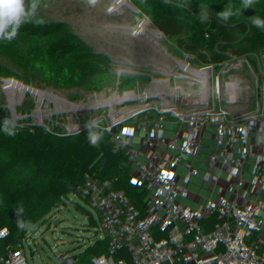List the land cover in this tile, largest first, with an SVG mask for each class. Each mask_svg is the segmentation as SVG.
<instances>
[{"label": "trees", "instance_id": "trees-1", "mask_svg": "<svg viewBox=\"0 0 264 264\" xmlns=\"http://www.w3.org/2000/svg\"><path fill=\"white\" fill-rule=\"evenodd\" d=\"M182 2L42 0L47 23L24 24L15 40L0 42L23 67L0 51V126L12 119L18 129L41 127L51 110L50 92L68 99L83 129L98 121L92 129L101 137L98 147L151 194L183 193L185 182L208 191L223 183L258 145L264 77L250 72L264 71V30L249 17L264 18V0L227 23L216 13L240 0L176 6ZM202 4L209 8L207 23L198 18ZM154 51L178 68L148 63ZM65 200V189L25 155L0 154V216L56 222L69 215ZM76 212L74 218H85ZM242 219L234 221L241 226ZM40 264L63 263L52 258Z\"/></svg>", "mask_w": 264, "mask_h": 264}, {"label": "built area", "instance_id": "built-area-1", "mask_svg": "<svg viewBox=\"0 0 264 264\" xmlns=\"http://www.w3.org/2000/svg\"><path fill=\"white\" fill-rule=\"evenodd\" d=\"M160 54L155 53L156 58ZM160 61L166 62L164 56ZM250 74L264 77V71ZM141 186L146 192H137L135 198L142 205L139 209L144 221L127 217L125 210L106 209L96 223L81 220L50 224L45 233L32 234L0 223L25 238L18 253L15 247L8 250V245H3L0 259L13 263L12 258L19 256L16 264H40L52 258L63 264H264V222L258 227H245L239 237L229 235L226 229L231 214L245 217L248 223L255 216H264V117L253 157L238 163L223 183L212 186L220 214L214 220L211 239L193 244L186 240L207 221L209 213L192 205L201 197L210 205L207 188H194L185 182L183 193L152 196L149 186ZM209 210L214 211L211 206Z\"/></svg>", "mask_w": 264, "mask_h": 264}, {"label": "rangeland", "instance_id": "rangeland-1", "mask_svg": "<svg viewBox=\"0 0 264 264\" xmlns=\"http://www.w3.org/2000/svg\"><path fill=\"white\" fill-rule=\"evenodd\" d=\"M162 13L166 16L173 14L166 10ZM0 51L11 64L23 69L13 50L0 47ZM155 53L160 52L150 53L148 63L152 64L156 59L160 61L163 58L161 54L159 58H156ZM161 63L173 68L178 66L175 60L174 64L173 61ZM240 72L242 73V67ZM47 94L51 107L47 121L39 128L17 129V134L14 137L6 136L0 131V154L19 153L25 155L28 163L37 172L46 177L52 184L63 187L66 192L65 209L69 211V215L56 222L24 221L26 227L23 228L19 226L21 221H13L2 216H0V223L10 224L32 234L45 233L44 229L52 227L49 226L50 224L62 225L64 222H80L81 220L74 218L76 211L86 213L85 218L82 220L96 223L106 209L125 210L127 217L133 216L138 221H144L145 217L142 216L139 209L142 205L135 197L137 192H146V190L142 189L140 183L134 184L130 172L124 171L118 164L108 158L102 148L93 147L90 144L87 133L89 129H83L84 124L79 118L73 116L66 97H58L50 92H47ZM70 131L72 135L69 133ZM210 194H212V189H210ZM151 195L155 196L154 194ZM202 198L204 197H201L196 205L203 207L209 213L207 221L204 224H199V228L205 231L201 232L198 229L192 237H187L186 240L189 244L211 239L214 220L219 218L220 210L216 196H213V198L210 196V205H207L206 201H202ZM210 206L214 211L209 210ZM234 218L235 215L231 214L230 218L226 220L228 225L226 229L229 235H236V232H239L238 230L242 227V225L235 223ZM261 219V216L253 218L255 221H261ZM243 222L244 218L240 223ZM230 225L233 227L230 228ZM254 226L258 227L257 223L251 221V223H246L244 228ZM240 231H243V227ZM216 232L219 233V231ZM24 240L25 238L17 234L15 230L4 229L3 225H0L1 253L4 252L2 251L4 250L3 245H8V250L15 247V252L18 253L24 245L20 242ZM24 247L27 251H31L28 246ZM41 249L42 247H40ZM43 251H45L44 247ZM12 260L16 264L20 257H13Z\"/></svg>", "mask_w": 264, "mask_h": 264}, {"label": "clouds", "instance_id": "clouds-1", "mask_svg": "<svg viewBox=\"0 0 264 264\" xmlns=\"http://www.w3.org/2000/svg\"><path fill=\"white\" fill-rule=\"evenodd\" d=\"M90 6H95L97 0H84ZM259 0H240L239 5L229 2L223 10L216 13L219 20L227 23L234 16L241 15L243 10L254 7ZM165 4H171L172 0H164ZM184 2L177 4V7H184ZM47 7L42 4V0H0V42L11 43L15 40L24 24L31 23L34 26H43L47 23L46 19L40 15L41 7ZM199 20L201 23L210 21L209 8L207 5L200 6ZM250 23L253 27L264 30V18L260 16L249 17ZM18 125L15 120L5 119L0 131L6 136L14 137L17 134ZM99 127L98 121H91L86 124L89 129L88 140L93 147L99 146L101 139L99 134L92 132V129ZM21 211L18 209V212ZM21 228L26 225L21 221L19 222Z\"/></svg>", "mask_w": 264, "mask_h": 264}, {"label": "crops", "instance_id": "crops-1", "mask_svg": "<svg viewBox=\"0 0 264 264\" xmlns=\"http://www.w3.org/2000/svg\"><path fill=\"white\" fill-rule=\"evenodd\" d=\"M211 188H212V186H211ZM210 189V188H209ZM209 193V196H211V198H213V196H215V194H216V192L214 191V189L212 188V194H210V191L208 192ZM199 201V200H198ZM198 201H196V202H198ZM202 201H203V198H202ZM196 202H193L192 203V205L194 206V207H198V205H196ZM198 208H200V209H204L203 207H198ZM244 218V222L242 223V227H243V231H244V226L246 225V223H248V220L245 218V217H243ZM252 222H254V223H256V221L255 220H252ZM242 227H241V229H242ZM242 231V232H243ZM241 232V233H242Z\"/></svg>", "mask_w": 264, "mask_h": 264}, {"label": "bare ground", "instance_id": "bare-ground-1", "mask_svg": "<svg viewBox=\"0 0 264 264\" xmlns=\"http://www.w3.org/2000/svg\"><path fill=\"white\" fill-rule=\"evenodd\" d=\"M69 133L72 135L71 131ZM73 140H75V139H73Z\"/></svg>", "mask_w": 264, "mask_h": 264}]
</instances>
